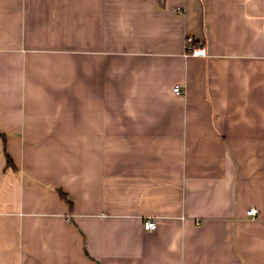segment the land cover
<instances>
[{"label": "crops", "instance_id": "0c3cea01", "mask_svg": "<svg viewBox=\"0 0 264 264\" xmlns=\"http://www.w3.org/2000/svg\"><path fill=\"white\" fill-rule=\"evenodd\" d=\"M0 135V264H264V0H0Z\"/></svg>", "mask_w": 264, "mask_h": 264}, {"label": "built area", "instance_id": "2783aa9c", "mask_svg": "<svg viewBox=\"0 0 264 264\" xmlns=\"http://www.w3.org/2000/svg\"><path fill=\"white\" fill-rule=\"evenodd\" d=\"M187 55H193V56H204L205 55V51L203 48H199V47H194L193 46V39L189 38L188 39V47H187ZM174 92L176 95H181V90L179 87H175L174 88ZM256 214L255 210H250L248 212V215H254ZM144 229L146 231H155L157 229V223L155 221H146L144 223Z\"/></svg>", "mask_w": 264, "mask_h": 264}, {"label": "trees", "instance_id": "16d2710c", "mask_svg": "<svg viewBox=\"0 0 264 264\" xmlns=\"http://www.w3.org/2000/svg\"><path fill=\"white\" fill-rule=\"evenodd\" d=\"M0 136H3L4 137V135H0ZM6 159H7V166L8 167H10V168H14L13 167V163H12V160H11V158L7 155V153H6ZM59 194H60V197L63 199V200H65L67 203H68V205L70 206V207H72V202L68 199V196L65 194V193H63V191H59Z\"/></svg>", "mask_w": 264, "mask_h": 264}]
</instances>
